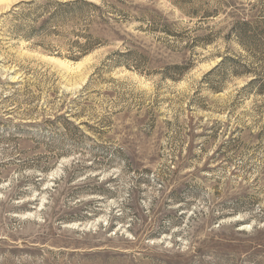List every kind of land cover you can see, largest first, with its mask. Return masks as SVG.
Here are the masks:
<instances>
[{
  "label": "rangeland",
  "instance_id": "obj_1",
  "mask_svg": "<svg viewBox=\"0 0 264 264\" xmlns=\"http://www.w3.org/2000/svg\"><path fill=\"white\" fill-rule=\"evenodd\" d=\"M110 241L264 264V0H0V264Z\"/></svg>",
  "mask_w": 264,
  "mask_h": 264
},
{
  "label": "trees",
  "instance_id": "obj_2",
  "mask_svg": "<svg viewBox=\"0 0 264 264\" xmlns=\"http://www.w3.org/2000/svg\"><path fill=\"white\" fill-rule=\"evenodd\" d=\"M41 7H45V5L41 6ZM81 9V7L79 6V2H64L61 3L59 2L56 6L55 12L54 14H56L58 17L59 16H65L67 14H74L77 11H79ZM77 14V13H76ZM51 17H48L47 19H44V21H42V24L44 25L43 27H45V23H47L50 20ZM77 18V17H76ZM92 36V34L86 35L85 36V41L84 43H79L77 41H74V43L72 44V46H74L75 48H77V51L80 54H85L87 52H89V50L94 46V44L97 41V38H94ZM74 216L70 217L69 219H75L73 218ZM97 234V232L95 233ZM94 234V235H95ZM115 236L118 238V236L115 234ZM151 237V235H146ZM155 236V235H154ZM152 235V237H154ZM133 240L131 243H133V241H140V236H133L132 237ZM93 239V238H92ZM119 240H123V239H119ZM124 241H126L125 243H128L127 239H124ZM88 246H105V248L102 249H97L95 251L89 252V258L91 260H93L94 262H98L101 264H122L126 262V259L130 258L131 256H137V258L140 259H144L147 261H150L151 263H154L155 261H158L156 258H153L152 256H150L148 254V252L146 251H142L139 250L138 253H134V252H130L127 253L126 251L124 252L122 250V247L113 245L112 242H106L104 244L101 243H91V244H87ZM166 264L168 263L167 261H164Z\"/></svg>",
  "mask_w": 264,
  "mask_h": 264
}]
</instances>
